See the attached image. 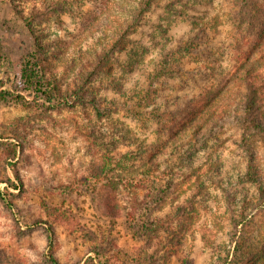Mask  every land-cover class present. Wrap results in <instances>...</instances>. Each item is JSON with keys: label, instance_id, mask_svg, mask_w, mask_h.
Masks as SVG:
<instances>
[{"label": "rangeland", "instance_id": "1", "mask_svg": "<svg viewBox=\"0 0 264 264\" xmlns=\"http://www.w3.org/2000/svg\"><path fill=\"white\" fill-rule=\"evenodd\" d=\"M71 1V11L60 12L62 0H0V77L6 68L18 72L40 42L52 91L36 101L31 90L14 88L28 101L0 99V264H52L44 258L51 249L60 264H225L227 257L254 264L264 252V59L248 84L214 103L201 128L177 140L176 132L209 108L263 36L264 0L251 13L233 0H156L103 64L97 53L142 0ZM191 36L197 48L155 83L145 113L135 114V91L163 54ZM84 80L90 100L67 99ZM132 150L151 161L145 169L169 170L159 183L169 181L166 200L152 211L146 204L135 221L127 212L147 190L92 177L105 152ZM56 206L73 214L78 229L53 223L51 248L44 222ZM157 217L168 218L165 227L153 228ZM235 221L243 222L236 235Z\"/></svg>", "mask_w": 264, "mask_h": 264}, {"label": "trees", "instance_id": "2", "mask_svg": "<svg viewBox=\"0 0 264 264\" xmlns=\"http://www.w3.org/2000/svg\"><path fill=\"white\" fill-rule=\"evenodd\" d=\"M234 3L237 5H241V8L245 10L247 13L253 12V9L258 7L257 0H233ZM154 2L157 4L156 0H142L141 7L139 11L134 16V19L129 20L126 22V25L122 27L121 31H117L116 36H112L111 40L106 44L105 51L101 53H97V60L100 64L108 63L111 59L110 56H113L116 50H123L125 47V41L129 39V33L135 31V27L137 26L138 19L140 13L151 7ZM73 2L71 0H62L61 4L58 5V10L60 12H69L71 11V6ZM258 43L251 47L249 53L246 55L245 59L240 63L237 70L233 73L230 78L226 80V85L223 89L216 90L214 92L215 96L211 100H207L209 103V108L204 109L202 113L197 115L192 120H186L187 122H180V127L176 132V140L180 137L182 138L184 135L188 134L189 131L198 130L203 126V121L206 119V116H213L212 106L215 102L219 101L229 95L234 90L242 85L248 84V81L252 76H255V71H257L263 65L264 59V33L260 40L257 41ZM199 40L196 36H191L190 38L177 43L176 48H172L166 54H163L161 58L155 64V69L152 70L149 74V81L145 83L143 87L137 89L133 95L137 99L134 101V105L140 107L141 110H137L135 114L138 116L143 115L145 112L143 108L145 107L146 103L151 99V93L154 91L155 83L158 82L161 78L166 76L167 74L171 73L174 69L179 67L185 56L191 52H193L198 46ZM112 45L108 48L109 45ZM43 46L40 42L37 44V47L30 52L28 55L23 56L21 59V65L18 72L11 73L9 68L4 70L3 77H0V99H5L7 97H11L16 95L15 97L20 100L28 101L27 97L23 94L17 93L18 89L14 88H21L23 91L31 90L33 92V97L36 101L39 100L45 94L51 96V92L48 91L47 87V75L45 66L43 63L44 54L40 52ZM112 49V53L110 49ZM110 57V58H109ZM111 62V61H110ZM123 66H125L123 64ZM2 73V69L0 68V75ZM249 86V94L253 95L257 93L256 88H251ZM89 89L86 88V80L83 82L75 83L74 88L71 92L68 93L67 99L77 98L83 104H85L86 100H90L88 93ZM113 104L107 106V109H113ZM255 106V99L250 98L247 101L246 110L252 111ZM99 110L98 106L95 107ZM159 110V109H158ZM210 111V112H209ZM154 110L152 109V111ZM208 112V113H207ZM161 114V112H160ZM157 113H153V117H157ZM160 117V116H159ZM245 120V119H244ZM243 120V121H244ZM255 125V123H254ZM0 131V137H1ZM175 141V138H172ZM16 145V144H15ZM158 151H161L159 149ZM157 151V152H158ZM143 154V153H142ZM142 154L138 151H129L126 154H121L119 156L113 155L110 151L105 152L103 154V166L102 169L94 173L92 176L98 182H103L104 184L117 188L119 186H124L129 190H140L145 189L147 193L145 194L147 197L146 199H139L138 195L132 200V208L127 212V216L131 218V220L135 221L137 219V214L140 212L145 205L149 203L148 210H154L155 208L160 207L163 202L166 200L169 191V181H166L167 184L159 185L162 181V175L169 173V170H163L161 173L162 175L156 174L153 171V167L149 169H145L147 165L151 164L149 162H143ZM155 154V153H154ZM153 154V155H154ZM157 154V153H156ZM156 158V156L154 157ZM141 162L140 165L136 166L138 162ZM135 166V167H134ZM171 169V168H169ZM2 195L4 194L1 191ZM3 199L7 201V205L9 208L16 209V204L9 200L8 197L3 195ZM47 213L51 222H44L46 225L45 228L48 233L49 237V245L52 248L54 246L55 240V232L53 228V223H58L61 225L67 226L71 231H76L78 229V223L74 218L73 214L68 211L67 209L63 208L62 206L51 207L47 209ZM168 218H155L153 221V228L154 229H161L165 227L167 224ZM241 221L234 222V234L236 235L239 232V225L242 224ZM37 224V222H36ZM28 225H34L32 223H28ZM236 229V230H235ZM150 230V228H149ZM233 234V235H234ZM231 251V250H230ZM228 251V255H231L233 252ZM100 255L98 252H96ZM44 258L46 261L51 262L52 264H60L56 257L54 256L53 249H51L48 253L44 254ZM231 259L229 257L226 258L225 264H230ZM14 264H26L20 260L15 261ZM80 264V263H76ZM84 264H89V261L85 262ZM94 264H104L102 261L94 262ZM254 264H264V252L259 255L256 259Z\"/></svg>", "mask_w": 264, "mask_h": 264}]
</instances>
